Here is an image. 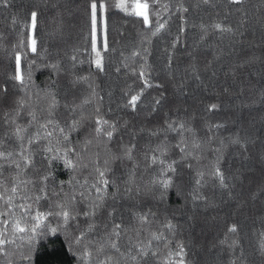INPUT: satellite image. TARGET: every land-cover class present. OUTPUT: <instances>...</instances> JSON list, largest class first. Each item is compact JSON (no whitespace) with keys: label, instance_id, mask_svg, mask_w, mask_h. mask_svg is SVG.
Listing matches in <instances>:
<instances>
[{"label":"trees","instance_id":"16d2710c","mask_svg":"<svg viewBox=\"0 0 264 264\" xmlns=\"http://www.w3.org/2000/svg\"><path fill=\"white\" fill-rule=\"evenodd\" d=\"M126 1L149 5L147 25ZM91 2L0 6V264H264V0H96L102 70Z\"/></svg>","mask_w":264,"mask_h":264},{"label":"snow or ice","instance_id":"6c2138e0","mask_svg":"<svg viewBox=\"0 0 264 264\" xmlns=\"http://www.w3.org/2000/svg\"><path fill=\"white\" fill-rule=\"evenodd\" d=\"M10 0H0V6H8ZM206 2V0H205ZM226 2L229 4V5H242L244 3V0H226ZM98 7H99V10H100V13H101V16H100V26H101V31L103 32L104 31V20H103V12L105 10V4L104 3H100L99 6L96 2V0H92V2L90 3V20H91V28H92V47H93V51L96 52V57L97 59L95 60V64H96V67L98 69H101L102 70V57H101V53L100 51H98L96 49V31H97V25H98V17H97V12H98ZM117 7H121L123 10L127 11V7H125L124 5H117ZM148 7L149 5L147 3H136L135 5L132 6L133 8V11L129 14L131 15H136V16H140V17H143V22L147 25L149 23V16H148ZM185 11H187V9H184ZM30 21H31V26L33 28V30L36 28V22H37V13L35 11H33L30 15ZM243 23H244V18L241 19V21L239 22V25L236 27V29L234 30L231 26H227V27H224L222 26L221 23H215L212 25V28L215 29V30H219L220 32L222 33H230V34H235L237 32L240 31V28L243 26ZM160 28H163L164 25L163 24H160L159 25ZM201 27H204L203 25H201ZM205 35H207V29H205ZM203 38V37H202ZM102 45H103V48L105 51H107V42H106V36L103 38L102 40ZM37 49H36V40L33 38L31 40V51L35 52ZM133 55H137L136 53H133ZM73 61L76 60L75 57H72ZM141 76L145 75V72H141L140 73ZM13 80H15L16 82H18V86L20 87H25L28 83V81L30 80V75L28 77V79L25 78V75L22 74V70H21V55L19 53L16 54L15 56V74L14 76L12 77ZM82 79V78H81ZM145 83H147V81H145ZM140 99V96L139 95H133L131 97V100L129 101V105L133 108L136 107V102ZM55 103V101H54ZM157 103H159V101H157ZM218 105H215L213 104L211 106L212 109H215L217 108ZM32 119L33 121H35L37 118H36V115L35 114H32ZM52 123V121L49 119L45 124L41 125V128L43 129H47L48 126ZM97 123V128H96V131L97 133H100L101 131H103V129L100 127V124L103 123L105 125L108 124L107 121H101L99 119H97L96 121ZM75 126V125H74ZM73 126V127H74ZM170 129L172 130H175L171 124H169L168 126ZM181 128H184V125H180ZM56 128L58 129V131L60 133H63L64 132V129H61L59 128V125L57 124L56 125ZM20 133V129H17V134L19 135ZM106 136L111 138L112 136V131H107L106 133ZM39 135V134H38ZM53 133L52 132H46V136L45 138H50L52 137ZM67 136H63V140L67 141ZM232 143L234 144H241V141L240 139L237 137L235 140H232L231 141ZM29 143H32V141H29ZM57 143H59V141H57ZM245 144H250L251 142L250 141H245L244 142ZM243 147V145H242ZM246 150V148H245ZM48 151H53V148L52 147H49L48 148ZM131 152V149H128L126 154H130ZM10 155V154H9ZM21 155L23 156L24 153L22 152ZM0 157H4V153H0ZM27 158L25 157V160ZM153 162L155 163L156 162V158L153 157ZM65 164L68 166V167H73V162L71 160H65ZM25 166H27V164H25ZM17 167H20L19 164H17ZM174 170V169H173ZM98 171V175L100 177V181L99 183H102L105 187L108 185V180L107 179H104L105 177V171H100L99 169H97ZM213 178L214 179H217L219 181V185L222 187V188H225L227 189L229 187L228 183L226 182V179H225V176H224V173L221 171L220 168H216V170L214 171V173L212 174ZM46 179V178H45ZM202 180H203V174H201V178L200 179H197L196 180V184L199 186L202 184ZM170 184V181H163V186L164 188L166 189ZM92 187L95 189L96 193L97 194H100L102 192V188L98 185H92ZM13 192L16 191L15 188H13L12 190ZM129 191H131V189H129ZM82 198H83V194H82ZM197 199H201L202 197L200 196H197L196 197ZM97 207H99V205L97 204L96 205ZM62 208V211L59 213L60 216H62L65 221H67L68 219H70V211L65 209L63 207V205L60 206ZM85 216H88L90 215V213L86 212L84 213ZM37 220H40L41 217L38 216L36 218ZM5 224L7 225V222H5ZM169 227H171V225H169ZM115 229L117 230L116 231V235L118 236L119 235V229H120V225H116L115 226ZM26 229L25 228H22L20 227L19 225V222H14L13 223V234H15L16 232H20V233H23L25 232ZM32 231H34V229H32ZM229 233H236L237 232V226L236 225H232L229 229H228ZM7 243H12V241H6L5 239L3 238H0V252L3 251V247L5 244ZM233 247L235 246V242L233 243L232 245ZM112 248H116V244L113 243L111 245ZM181 249H182V246H181ZM260 251H261V254L264 255V240L261 241V244H260ZM4 254L6 255L7 253L4 252ZM181 264H183V261H181ZM231 264H236L235 261H232Z\"/></svg>","mask_w":264,"mask_h":264},{"label":"rangeland","instance_id":"374dc122","mask_svg":"<svg viewBox=\"0 0 264 264\" xmlns=\"http://www.w3.org/2000/svg\"><path fill=\"white\" fill-rule=\"evenodd\" d=\"M125 1V0H124ZM122 2V1H121ZM118 2L117 4H114L116 7L117 5H123V3ZM137 2H133V3H128L127 1L125 2V6L127 7V5L129 6V8H131L130 10H133L132 6L135 5Z\"/></svg>","mask_w":264,"mask_h":264}]
</instances>
